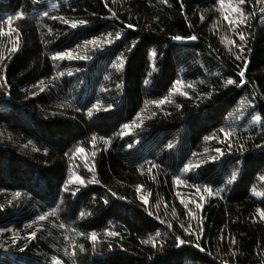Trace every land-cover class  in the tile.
Returning <instances> with one entry per match:
<instances>
[{
  "label": "trees",
  "instance_id": "obj_1",
  "mask_svg": "<svg viewBox=\"0 0 264 264\" xmlns=\"http://www.w3.org/2000/svg\"><path fill=\"white\" fill-rule=\"evenodd\" d=\"M217 4L0 0V264H264V0Z\"/></svg>",
  "mask_w": 264,
  "mask_h": 264
},
{
  "label": "snow or ice",
  "instance_id": "obj_2",
  "mask_svg": "<svg viewBox=\"0 0 264 264\" xmlns=\"http://www.w3.org/2000/svg\"><path fill=\"white\" fill-rule=\"evenodd\" d=\"M218 2H219L221 5H223V0H218ZM244 2H245V0H240V3H241V4H243ZM53 7H55V5H53ZM232 11H233V12H239L240 9H239L238 7H234V8L232 9ZM44 15H47V13H44ZM16 16H17V18H22V17H23V13H22V12H21V13H17ZM53 19H55V17H54ZM60 19L62 20L63 23H65V24H70V26L73 27V28L77 27L78 25H83V24L85 23L84 20H79V21H75V20H74V21H69V20L63 19L62 17H61ZM224 19H225L226 21H228V23L233 24V27H235V24L233 23V21L229 20L228 16H225ZM239 22H240V23H244V22H246V18H245V19H241ZM9 26H11V19H9ZM128 27L131 28L132 25L129 24ZM9 30H10V31H16V30L11 29V27H10ZM2 32H3V30L0 29V34H2ZM116 35H117V37H119L120 34L117 33ZM244 38H245V37H244V34H243V33H239V39L242 41V40H244ZM173 39H175V40H180V39H182V37H181V36H174ZM189 39H195V37H189ZM109 42H110L109 40H107V39L105 40V43H109ZM89 43H94V41H89ZM229 43H234V42H233V41H229ZM17 50H18V38H17V43L14 44L13 47H11V48L9 49V51H10V52H15V51H17ZM71 55H72L71 52H67V53H65V52H61V53H58L57 56L54 57V58H61V59H62V58H64L65 56H67L68 58H71ZM3 58H4V57H3V54L0 53V59H3ZM237 58L239 59L240 57L238 56ZM119 67H120V65H117V68H119ZM2 78H3V77L0 76V79H2ZM241 82H242V81H241ZM178 83H179V82H178ZM226 83H227V84H232L233 81H232L231 79H229V80L226 81ZM164 102H165L164 100L156 101L157 104H163ZM89 115H91V113H89ZM259 119H260L259 116H253V120H259ZM224 135H225V137H228V136H230V133H228V132H224ZM84 151H85L84 148H81V147H78V148L76 149V152H77V153H83ZM216 151L219 152L220 149H216ZM185 167L187 168V167H189V166L186 165ZM234 178H235V177L233 176V179H234ZM74 179L77 180V181H80V183H83V182H84L80 176H76ZM262 179H264V177H262ZM178 182H179V181H178ZM141 187H142V186H137V191H139ZM198 191H199V190H198ZM203 191H204V192H207L209 195L212 194V193H211V190L208 189V188H204ZM145 203H147V200H146V199H145ZM193 203H195V201H193ZM200 206H201L200 204H197V207H200ZM261 215H262V218H264V213H261ZM38 219L43 220L44 217H43V216H40V217H38ZM106 232H107V230H106ZM107 234H108V235H116L117 233H115V232H107ZM34 235H35V233H30V237H31V236H34ZM89 239L92 240V241H95V240L97 239V237H96V235L93 233V234L90 235ZM196 246L199 247L198 244H197Z\"/></svg>",
  "mask_w": 264,
  "mask_h": 264
},
{
  "label": "rangeland",
  "instance_id": "obj_3",
  "mask_svg": "<svg viewBox=\"0 0 264 264\" xmlns=\"http://www.w3.org/2000/svg\"><path fill=\"white\" fill-rule=\"evenodd\" d=\"M240 6V3L239 2H236V0H223V5H221L219 2L217 4V8L219 10V12L221 14H223L224 16H228L229 20L233 21V20H237V21H240L241 20V14H240V11L239 12H233L232 9L234 7H238L239 8ZM226 24L230 25V23H228V21H226ZM224 38L225 40L228 41V37H222ZM99 75H97L95 78L96 80L99 79ZM104 77H102L101 79H103ZM96 89L98 91H103L101 88H99L98 86H96ZM136 155L134 154V157ZM138 156V155H137ZM75 177L72 176L71 177V180L72 181H75L74 184L76 183L77 180L74 179ZM183 180H185L186 178L183 177L182 178ZM183 180H179V182H183ZM185 182V181H184Z\"/></svg>",
  "mask_w": 264,
  "mask_h": 264
}]
</instances>
